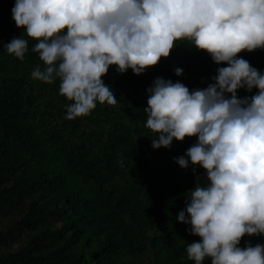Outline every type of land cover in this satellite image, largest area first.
Here are the masks:
<instances>
[{
    "label": "trees",
    "instance_id": "trees-1",
    "mask_svg": "<svg viewBox=\"0 0 264 264\" xmlns=\"http://www.w3.org/2000/svg\"><path fill=\"white\" fill-rule=\"evenodd\" d=\"M14 4L0 0V264H194L187 244L201 237L177 216L206 170L184 169L174 157L197 138L153 148L144 108L156 77L192 90L212 83L221 65L190 40L177 41L142 74L111 66L103 79L117 102L97 101L90 114L68 119L71 101L60 94L59 78L31 76L43 64L32 51L35 40L24 33L23 59L4 48L23 35ZM238 55L264 72V48ZM249 242L264 243V234L245 235L240 246Z\"/></svg>",
    "mask_w": 264,
    "mask_h": 264
},
{
    "label": "clouds",
    "instance_id": "clouds-1",
    "mask_svg": "<svg viewBox=\"0 0 264 264\" xmlns=\"http://www.w3.org/2000/svg\"><path fill=\"white\" fill-rule=\"evenodd\" d=\"M12 16L23 35L4 48L23 59L29 40L43 64L31 76L59 78L66 118L90 114L117 98L103 77L115 65L142 74L190 40L221 66L207 87L155 78L148 88L146 126L153 148L196 137L184 169L203 167L206 181L186 193L177 219L201 239L187 244L194 264H264V243L240 246L264 234V72L244 56L264 48V0H15ZM222 62H227L222 64ZM183 75L184 69L176 67ZM246 88L250 96L241 97Z\"/></svg>",
    "mask_w": 264,
    "mask_h": 264
}]
</instances>
